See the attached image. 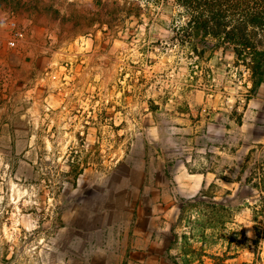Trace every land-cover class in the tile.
I'll return each instance as SVG.
<instances>
[{
	"label": "rangeland",
	"instance_id": "obj_1",
	"mask_svg": "<svg viewBox=\"0 0 264 264\" xmlns=\"http://www.w3.org/2000/svg\"><path fill=\"white\" fill-rule=\"evenodd\" d=\"M113 1L0 0L5 22H40L56 34L58 49L76 54L71 71L62 70L63 80L78 82L72 100L31 122L29 152L27 127L17 126L14 148L7 133L18 122L1 115L0 264H69L62 242L70 234L60 233L58 196L68 193L79 171L69 149L80 145L77 132H132L149 120L166 136L176 123L194 125L200 134L216 123L223 134L216 169L222 184L185 206L177 264H264V236L256 238L254 230L264 228L263 216L254 218L259 195L240 186L255 167L264 168V85L250 94L249 72L230 50L208 49L199 58L182 49L172 6ZM81 59L87 69H75Z\"/></svg>",
	"mask_w": 264,
	"mask_h": 264
},
{
	"label": "crops",
	"instance_id": "obj_2",
	"mask_svg": "<svg viewBox=\"0 0 264 264\" xmlns=\"http://www.w3.org/2000/svg\"><path fill=\"white\" fill-rule=\"evenodd\" d=\"M19 28L23 37L10 47L11 36L0 18V120L5 113L8 120L18 122L7 133L14 148L17 126L27 127L24 148L29 152L34 138L31 122L41 115L48 119L47 111L75 97L78 82L63 80V74L71 71L70 58L76 54L58 49V37L40 22L30 18ZM78 67L87 69L88 60L81 59ZM212 125L214 129L200 134L194 125L176 123L167 136L151 120L132 132L109 135L91 127L77 132L80 145L69 149L74 148L71 161L76 160L80 173L68 193L58 196L60 233L70 234L62 242L69 251L68 263H178L185 206L196 202L210 184H222L216 169L223 134L218 124ZM204 139L209 147L202 146Z\"/></svg>",
	"mask_w": 264,
	"mask_h": 264
},
{
	"label": "trees",
	"instance_id": "obj_3",
	"mask_svg": "<svg viewBox=\"0 0 264 264\" xmlns=\"http://www.w3.org/2000/svg\"><path fill=\"white\" fill-rule=\"evenodd\" d=\"M122 1L136 8L140 4L172 6L171 16L179 23L173 33L182 49L199 58L208 49L230 50L235 61L249 72L250 94L255 95L264 84V0ZM112 4H117L116 0ZM260 164L263 165V162ZM79 173L80 170L75 173L74 179ZM241 185L256 190L259 203L253 208L254 218H264V168L255 167ZM205 191L201 190L199 196H207ZM254 230L256 238L264 236V228L263 231L257 228Z\"/></svg>",
	"mask_w": 264,
	"mask_h": 264
},
{
	"label": "built area",
	"instance_id": "obj_4",
	"mask_svg": "<svg viewBox=\"0 0 264 264\" xmlns=\"http://www.w3.org/2000/svg\"><path fill=\"white\" fill-rule=\"evenodd\" d=\"M6 28L8 29L11 36V38L7 41V45L14 47L15 41L23 37V31L19 28L17 22L14 20H7Z\"/></svg>",
	"mask_w": 264,
	"mask_h": 264
}]
</instances>
